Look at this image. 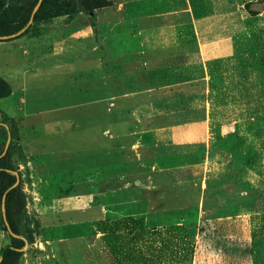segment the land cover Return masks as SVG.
Masks as SVG:
<instances>
[{"label": "rangeland", "instance_id": "1", "mask_svg": "<svg viewBox=\"0 0 264 264\" xmlns=\"http://www.w3.org/2000/svg\"><path fill=\"white\" fill-rule=\"evenodd\" d=\"M12 118L19 264H264V0H50L0 39Z\"/></svg>", "mask_w": 264, "mask_h": 264}, {"label": "trees", "instance_id": "2", "mask_svg": "<svg viewBox=\"0 0 264 264\" xmlns=\"http://www.w3.org/2000/svg\"><path fill=\"white\" fill-rule=\"evenodd\" d=\"M39 0L25 10L18 11L13 6L8 7L0 15V36H10L25 30L32 18L37 19L39 11L50 0H43L39 11L34 14L35 6ZM10 39V38H7ZM10 133L14 140L21 137L19 125L15 118H12L7 126L0 125V199L5 206V220L3 228L10 232L11 243L4 246L5 253L0 264H19L22 248L25 241L20 237L18 213L24 204V191L18 183L17 175L12 164L14 142L8 143Z\"/></svg>", "mask_w": 264, "mask_h": 264}, {"label": "water", "instance_id": "3", "mask_svg": "<svg viewBox=\"0 0 264 264\" xmlns=\"http://www.w3.org/2000/svg\"><path fill=\"white\" fill-rule=\"evenodd\" d=\"M40 3H42L41 1L36 5L35 9H34V12H33V16L34 14H36L38 8H39V5ZM33 19V18H32ZM32 21V20H31ZM30 21V22H31ZM24 31V30H23ZM22 32V31H21ZM20 33V32H19ZM19 33H16V34H13V35H10V36H0V39H7V38H12V37H16ZM4 253H5V249L3 248L1 253H0V263L4 257Z\"/></svg>", "mask_w": 264, "mask_h": 264}]
</instances>
